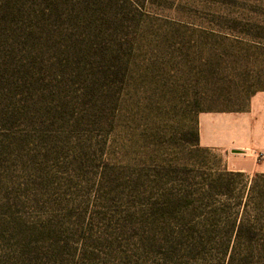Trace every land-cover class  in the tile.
Masks as SVG:
<instances>
[{
	"label": "rangeland",
	"instance_id": "obj_1",
	"mask_svg": "<svg viewBox=\"0 0 264 264\" xmlns=\"http://www.w3.org/2000/svg\"><path fill=\"white\" fill-rule=\"evenodd\" d=\"M261 91L264 0H0V264H264L194 141Z\"/></svg>",
	"mask_w": 264,
	"mask_h": 264
},
{
	"label": "crops",
	"instance_id": "obj_2",
	"mask_svg": "<svg viewBox=\"0 0 264 264\" xmlns=\"http://www.w3.org/2000/svg\"><path fill=\"white\" fill-rule=\"evenodd\" d=\"M197 128L200 146L223 152L229 171L264 173V91L250 98L247 112L200 113Z\"/></svg>",
	"mask_w": 264,
	"mask_h": 264
},
{
	"label": "trees",
	"instance_id": "obj_3",
	"mask_svg": "<svg viewBox=\"0 0 264 264\" xmlns=\"http://www.w3.org/2000/svg\"><path fill=\"white\" fill-rule=\"evenodd\" d=\"M258 92H255L253 93L250 98L256 94ZM204 112H208V111H204ZM194 141H195V144L200 146V140H199V134H198V128L196 126V133L194 135ZM243 172H225L224 174H219L218 175V180L221 182V184H225V181H226V177H230V176H235V175H238V176H241ZM264 181V173H256L255 176L252 178V187L250 188L251 190V194H255V196H261L262 198L264 197V192L262 189L259 188V181ZM252 211L255 213L256 212V215L254 217V220H252V222H249L250 219H246L245 216L241 217L240 219V222L238 223L237 227H236V230H235V243L233 244V247L230 246L229 249H231V253H230V258H231V255L232 254H235L237 252V248H238V245H237V242L239 241L240 237H241V233L243 231L244 228H246V231L248 232L249 236L253 237V238H257L258 235L260 234L261 232V228L258 227L259 223H260V219L258 218V214L260 211H262V214L264 212V206H263V203H259L257 201V197H256V202H254V206H253V209Z\"/></svg>",
	"mask_w": 264,
	"mask_h": 264
},
{
	"label": "built area",
	"instance_id": "obj_4",
	"mask_svg": "<svg viewBox=\"0 0 264 264\" xmlns=\"http://www.w3.org/2000/svg\"><path fill=\"white\" fill-rule=\"evenodd\" d=\"M260 157H262V154L260 155Z\"/></svg>",
	"mask_w": 264,
	"mask_h": 264
}]
</instances>
